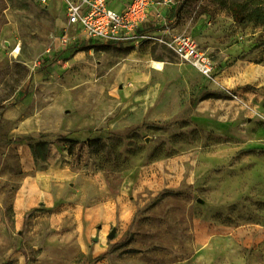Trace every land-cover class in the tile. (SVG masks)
<instances>
[{
    "label": "rangeland",
    "instance_id": "rangeland-1",
    "mask_svg": "<svg viewBox=\"0 0 264 264\" xmlns=\"http://www.w3.org/2000/svg\"><path fill=\"white\" fill-rule=\"evenodd\" d=\"M179 1L145 41L62 48L60 0H0V264H264V24Z\"/></svg>",
    "mask_w": 264,
    "mask_h": 264
},
{
    "label": "built area",
    "instance_id": "built-area-1",
    "mask_svg": "<svg viewBox=\"0 0 264 264\" xmlns=\"http://www.w3.org/2000/svg\"><path fill=\"white\" fill-rule=\"evenodd\" d=\"M46 5L50 0H38ZM66 31L58 38L62 48L77 45H128L149 39V31L158 24L150 18L151 0H60ZM179 0H163L172 7ZM160 16V13H156ZM162 45L207 78L214 76L212 59L188 35H173L162 19Z\"/></svg>",
    "mask_w": 264,
    "mask_h": 264
},
{
    "label": "trees",
    "instance_id": "trees-1",
    "mask_svg": "<svg viewBox=\"0 0 264 264\" xmlns=\"http://www.w3.org/2000/svg\"><path fill=\"white\" fill-rule=\"evenodd\" d=\"M226 6L234 21L241 26L264 24V0H230Z\"/></svg>",
    "mask_w": 264,
    "mask_h": 264
},
{
    "label": "crops",
    "instance_id": "crops-1",
    "mask_svg": "<svg viewBox=\"0 0 264 264\" xmlns=\"http://www.w3.org/2000/svg\"><path fill=\"white\" fill-rule=\"evenodd\" d=\"M166 10H169L168 8H166ZM156 13H160L161 15H167L166 14V12H165V9H164V11L163 12H158V11H155V10H153V8L151 7V9H150V18H151V20H155L156 18H155V16H156ZM152 29H157V28H152ZM152 29H150V30H152ZM30 159V155L28 156L27 154H26V162H28V160ZM47 174H46V172L45 173H43V174H40V176H39V180H44V181H47V180H50V179H47Z\"/></svg>",
    "mask_w": 264,
    "mask_h": 264
},
{
    "label": "bare ground",
    "instance_id": "bare-ground-1",
    "mask_svg": "<svg viewBox=\"0 0 264 264\" xmlns=\"http://www.w3.org/2000/svg\"><path fill=\"white\" fill-rule=\"evenodd\" d=\"M156 66H157L158 69L161 68V64L159 62H156Z\"/></svg>",
    "mask_w": 264,
    "mask_h": 264
}]
</instances>
